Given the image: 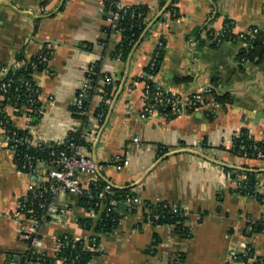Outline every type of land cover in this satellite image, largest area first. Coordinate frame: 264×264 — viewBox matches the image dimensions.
I'll list each match as a JSON object with an SVG mask.
<instances>
[{
  "label": "crops",
  "instance_id": "1",
  "mask_svg": "<svg viewBox=\"0 0 264 264\" xmlns=\"http://www.w3.org/2000/svg\"><path fill=\"white\" fill-rule=\"evenodd\" d=\"M104 1L0 0V67H21L45 43L52 45L46 63L33 72L41 113L29 120L15 113L13 127L45 142L58 141L81 128L82 121L73 116L71 106L89 66L99 61L102 73L124 82L101 125L93 114L102 99L100 93L90 99L89 125L83 130L89 143L86 153L101 165L100 175L110 186L136 185L141 200L176 202L188 215L192 236L182 238L171 225L146 221L142 201L135 213L117 204V226L98 234L101 252L91 264H172L180 255L181 264H227L247 243L264 256V232L250 229V223H264V203L233 190L230 173L224 169V165L242 163L264 169V160L230 152L232 138L242 128L256 140H264V64L246 63L244 72H238L239 41L223 40L213 47L206 33L200 31V39L196 35L208 20L215 33L222 31L225 19L231 21L233 32L262 26L264 0H177V17L172 20L164 13L133 46L126 61L113 56L120 34L103 31ZM120 1L146 5L152 20L161 11L160 3L169 0ZM160 39L164 47L152 77L155 83L182 100L210 86L220 94L228 93L232 103L209 100L170 119L158 113L141 118L143 83L135 78ZM214 77L216 83H212ZM208 111L214 114L212 120ZM93 128L97 133L92 134ZM203 138L206 146L201 144ZM164 147L166 152L159 155ZM13 156L0 129V264H62L24 259L26 243L20 238L15 214L17 200L33 176L16 167ZM46 169L44 163L38 165L39 174ZM78 179L88 189L92 176L80 173ZM257 179L256 190L264 194V172ZM78 198L65 190L56 194L57 218L39 229L42 251L48 257L55 256L61 237L70 235L88 243L93 234L78 219L93 222L97 214L79 204ZM154 234L159 242L153 247Z\"/></svg>",
  "mask_w": 264,
  "mask_h": 264
},
{
  "label": "trees",
  "instance_id": "2",
  "mask_svg": "<svg viewBox=\"0 0 264 264\" xmlns=\"http://www.w3.org/2000/svg\"><path fill=\"white\" fill-rule=\"evenodd\" d=\"M116 0H105V8H108L110 4L115 2ZM177 0H171L170 4L165 8L164 12L159 15L157 20L163 19V14H167L169 19L174 20L177 17L176 14H172V10L175 7V2ZM161 10L165 7V2L162 1L160 3ZM130 10H133L136 13H141L140 19H131L128 16H125L122 20L117 22L116 29L111 28L109 25L103 26V31L110 34L111 32H117L118 28H121V36L120 41L116 44L115 49L113 51V56H117L118 53H121L120 58L122 61H126L130 51L132 50L133 46L140 42L146 32L144 33L147 25H148V8L146 5H132ZM264 13V10H263ZM146 21H143V19ZM148 18V19H147ZM209 20L198 28L196 35L197 38L200 39L199 32L203 31L205 34V38H209L212 40L211 46H218L221 41L223 40H234L239 41L241 43L240 48L236 53V60H237V70L238 72H244L245 64L250 63L252 65H261L264 64V24L262 26H250L246 31L242 32H233L232 30V23L229 19H225L224 27L222 31L215 33L211 28L208 27ZM257 28V31L254 32L253 29ZM86 48L90 49L91 45L87 44ZM163 55V50H161L160 55L156 59L155 67L150 70L148 66L143 68L144 75L142 77L137 76L135 81H143L145 85L148 86L149 93L145 96V102L152 100L151 98L154 96L155 91L157 89L158 84L155 83L152 79L147 77V74H151L154 76L156 74L161 58ZM100 62L97 61L91 64L86 71V76L90 78V88L86 94H84L82 98V105L77 106L75 103L71 106V111L73 116L81 119L83 126L77 130L70 131L67 136L68 139H72L74 143H82L86 147H89V143L85 140V132L84 129H87L89 123L87 122V115H83L80 113V110H88L89 102L93 95L99 94L100 91L98 88L102 87L106 91V95H103L100 103L95 108L93 114L97 116L99 112L103 113L102 118L98 121V124H103L106 114L109 111L110 101L113 100L116 91L120 85V80L112 79L111 83L108 85H102L100 80L104 73L101 72ZM41 67V65H40ZM38 70V69H36ZM32 72L31 68L24 69V66H21L17 70L18 76H25L30 77L29 74ZM33 74V73H32ZM217 77L212 79V83H216ZM144 90V88H143ZM164 96L170 97L171 93L166 92L163 93ZM209 100L214 101L215 103L220 104H227L232 103V99L228 93H218L215 89H211L210 92L204 94V99L202 103H197V107L202 106L205 103H208ZM0 102L6 107V111H9L8 107L10 105L15 106L18 110L10 111V115L12 113H21L22 115L29 112L27 105L23 104L21 101L15 102L14 98L10 95L5 96V98L0 99ZM35 107L41 109V105L39 100L35 103ZM161 112L165 115L167 119L175 117V115L171 116L166 113L169 111V105H161ZM163 107V108H162ZM194 110V108L192 109ZM191 110V111H192ZM208 120H212L214 114L211 111L206 113ZM33 115H31V118ZM30 118V119H31ZM13 125H5L6 128H11ZM15 128V127H12ZM27 133V130L18 129V135ZM30 135V134H29ZM28 144V145H27ZM20 145L17 147L16 151L14 152V162L16 163V167L20 168L21 164L24 162L23 155L25 152L34 156V158H38L39 160L45 162L47 164L48 161V153L50 149H55L57 151H61L63 149V145L56 144L54 142H47L41 143L40 146L31 145L29 143ZM202 146L207 145L206 138L202 139L201 142ZM50 145V146H49ZM167 148L164 147L159 155L166 152ZM230 152L234 155L242 158L247 159H262L264 160V140H256L246 128H242L236 135L232 138V145L230 148ZM262 155V157H259ZM34 164L36 162L34 161ZM224 169L230 173L231 182L234 185L233 190L240 192L241 194L249 195L255 197L260 201L263 194H260L256 190V186L258 183L257 177L261 172L257 171V168L249 167L247 164L242 163L236 167H224ZM243 177V178H241ZM99 186V190L108 184L106 180H104L101 176H98L95 182ZM238 183L240 186L238 187ZM42 186L41 189H46L45 195L47 196V190L49 183L47 181L41 182ZM237 186V187H236ZM136 185H125L122 187H113L111 186L109 189L112 191V195H107L105 199H98L97 193L98 191L94 188L93 184H89V189L86 190V193L79 197V204L86 206L87 209H93L95 214L101 215V221H97L93 224L90 220L81 219L84 222V226L86 228H92L96 233H103L107 234L112 231L114 227L117 226V223L120 219V214L116 211V206L112 207L109 206L107 203L109 202L110 198L116 199L119 202H122L126 199H132V197H139L137 195ZM143 205L141 207V211L143 213L144 219L146 221L151 222L153 225H171L174 231L182 238H190L192 236V231L187 224L188 215L182 209L181 205L176 202H168V201H150V200H141ZM98 203V205H96ZM117 203V204H118ZM263 203V202H261ZM35 211H37L36 201H33V204L30 205ZM136 208L128 207L127 211L130 213H135ZM39 212L36 213L35 217L39 219ZM157 216V218H155ZM80 222V221H79ZM251 231L255 232H264V223L261 222H253L250 223ZM153 243L152 246H156L159 242V237L157 234L153 235ZM99 242V237L97 238ZM61 242V247L56 251L54 257H48L44 255L40 262L44 263H52L56 259L63 258L65 264H91L94 256L100 254V249H90L89 246H86V243L82 240H75L72 236L66 235L59 239ZM88 244L91 245L92 242L90 238L88 240ZM151 253H154L155 249L151 248L149 250ZM241 261L245 264H262L260 258L255 259L248 263V256L247 255H239ZM25 261H38L36 254H32L30 250L26 251L24 254ZM183 256H177L172 264H181L183 261Z\"/></svg>",
  "mask_w": 264,
  "mask_h": 264
},
{
  "label": "built area",
  "instance_id": "3",
  "mask_svg": "<svg viewBox=\"0 0 264 264\" xmlns=\"http://www.w3.org/2000/svg\"><path fill=\"white\" fill-rule=\"evenodd\" d=\"M130 5L123 4L120 0H116L108 8L105 9V23L109 25L111 28L116 29L117 22L125 18V16L130 17L131 19H140L141 13H136L133 10H130ZM172 14H176V9L172 10ZM148 19V18H147ZM151 19H148L150 22ZM143 21H146L144 18ZM121 28L117 29V33L121 36ZM254 32L257 31V28L253 29ZM164 47L163 40H158L154 51L152 52L149 61L146 66L152 70L155 67L156 59L160 55L161 50ZM52 45L50 43H45L39 52L30 59L26 64L24 63V69L31 68L32 72H30V77H25L23 75L18 76L17 70L20 67H11L9 65H2L0 67V99L5 98V96L10 95L14 98L15 102L21 101L23 104L27 105L29 112L24 114V117L29 120L31 115L38 116L41 113V109L35 107V103L39 100V87L35 83L33 79V72L38 69L40 65L46 63L49 54L51 52ZM121 53L117 54V58H120ZM144 73L140 74L142 77ZM149 79H152L153 75L147 74ZM112 81V76L109 73H104L100 83L102 85H108ZM143 83L144 88V99L145 96L149 93L148 86ZM90 88V78L85 75L74 100V103L79 107L82 105V98L84 94ZM212 87L206 86L202 90L196 91L188 97L187 100H182L180 97L171 94L170 97H165L163 93L166 91L160 86H157L154 96L151 98L152 100L145 102L144 107L140 112L141 118L150 119L155 113H158L165 117L167 114H163L161 110V105H169L168 115H180L182 113L187 112L189 109H196L197 103H202L204 99V94L210 92ZM100 96L103 98V95H106V91L104 88L100 87ZM4 106L0 102V129L2 130L5 138V142L7 147L13 152L16 151L17 147L24 144H31L40 146L41 143H47L45 141L36 140L31 137L27 131L25 134L18 135L17 128H6L5 125H9L12 119V113L10 115V111H16V108L13 105L8 107L9 111L5 109ZM163 108V107H162ZM80 113L83 115H88V111L81 109ZM103 113L99 112L97 116L94 118L97 122L102 118ZM89 118L87 116V122ZM97 128H93L91 130L92 134L97 133ZM95 131V132H94ZM85 137V136H84ZM54 143L63 145V149L61 151H57L55 149L49 150V157L47 164L38 158H34L33 155L25 152L23 155L24 162L20 166V170L30 174L33 176V179L27 184L26 193L21 196L17 200V211L15 214L16 221L19 222L21 226L20 238L26 243V251L30 250L32 254H36L37 260L41 261L42 257L45 255L42 251V240L39 235V229L42 225H45L57 218L58 206L56 205L55 197L56 194L65 190L72 194L77 195L78 197L83 196L86 193V190L83 189L80 185V181L78 179V175L80 173H85L92 176V180L90 183L93 184L94 188L98 191L97 198L105 199L107 195H112V191H110V184H106L102 190H99V186L95 183L98 177V173L101 170V165L93 158H91L86 153V146L82 143H74L72 139H68L66 136L63 139L55 141ZM28 145V144H27ZM50 146V145H49ZM259 157H262L260 155ZM34 161L36 164H34ZM44 163L47 166V169L43 174L38 173V165ZM243 178V177H241ZM47 181L49 183L47 196L45 195L46 189H41V182ZM89 183V184H90ZM240 183H238V187ZM33 201H36L37 211L30 207L33 204ZM260 202L264 203V194L260 199ZM118 203V200L110 198L107 203L109 206L115 207ZM122 203H125L128 207L139 208L141 204V199L139 197H132V199L123 200ZM98 205V203H96ZM86 207V206H85ZM94 214V210L90 209ZM39 212V219L35 217L36 213ZM101 215L96 216L95 224L97 221H101ZM157 218V216H155ZM82 225L84 222L81 219H78ZM98 234L93 232L90 237L91 245L86 243V246H89L90 249L98 250L100 249L99 242L97 240ZM77 240V239H75ZM61 247V242L58 240L56 244V249L58 250ZM56 250V251H57ZM239 255H247L248 263L254 261L261 257L260 261L264 264V256L258 255L254 250V247L247 243L239 248V252L234 254L227 264H245L239 258ZM55 261H59L62 264H65L63 258L56 259Z\"/></svg>",
  "mask_w": 264,
  "mask_h": 264
},
{
  "label": "water",
  "instance_id": "4",
  "mask_svg": "<svg viewBox=\"0 0 264 264\" xmlns=\"http://www.w3.org/2000/svg\"><path fill=\"white\" fill-rule=\"evenodd\" d=\"M63 1L64 0H61V4L63 3ZM170 2H171V0H169L166 4H165V7L160 11V13L154 18V19H152V20H150V22L148 23V25H147V27H146V29H145V31H144V33L145 32H147L148 31V29L153 25V23L155 22V21H157V19H158V17H159V15L160 14H162L163 12H164V10H165V8L170 4ZM26 14H28V13H26ZM123 82L124 81H122L121 82V84L119 85V87H118V89H117V92H116V94H115V96H114V98H113V103H114V101L117 99V97H118V95H119V91L121 90V87H122V85H123ZM112 105V104H111ZM110 105V107H112ZM101 132V131H100ZM178 151H173V153H177ZM191 152H194V151H191ZM94 159V158H93ZM162 159V158H161ZM96 160V159H95ZM159 160V159H158ZM156 162H158V161H156ZM215 162V161H214ZM224 165V164H223ZM224 167H236V166H234V165H232V166H228V165H224ZM257 171H259V172H264V169H257ZM99 175H100V172L98 173ZM101 176V175H100ZM126 204L125 203H122V202H119L118 203V207H122V208H125L126 209ZM248 234H249V232H248Z\"/></svg>",
  "mask_w": 264,
  "mask_h": 264
},
{
  "label": "bare ground",
  "instance_id": "5",
  "mask_svg": "<svg viewBox=\"0 0 264 264\" xmlns=\"http://www.w3.org/2000/svg\"><path fill=\"white\" fill-rule=\"evenodd\" d=\"M104 117V116H103Z\"/></svg>",
  "mask_w": 264,
  "mask_h": 264
}]
</instances>
